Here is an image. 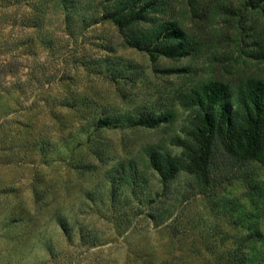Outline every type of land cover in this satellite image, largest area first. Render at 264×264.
<instances>
[{"label": "rangeland", "instance_id": "374dc122", "mask_svg": "<svg viewBox=\"0 0 264 264\" xmlns=\"http://www.w3.org/2000/svg\"><path fill=\"white\" fill-rule=\"evenodd\" d=\"M81 1L101 15V0ZM167 16L200 41L197 54L151 59L109 20L69 36L54 0H0V264H232L249 222L244 184L264 189L263 167L211 199L183 172L167 186L141 175L150 149L181 151L171 143L189 119L181 92L264 77L244 55L264 12L249 0H173ZM124 114L169 115L147 127Z\"/></svg>", "mask_w": 264, "mask_h": 264}, {"label": "trees", "instance_id": "16d2710c", "mask_svg": "<svg viewBox=\"0 0 264 264\" xmlns=\"http://www.w3.org/2000/svg\"><path fill=\"white\" fill-rule=\"evenodd\" d=\"M173 0H101V12H88L81 0H54L57 12L66 24V34L85 31L98 20L112 22L126 46L147 53L151 59L162 56L179 59L200 51V41L175 17H168ZM264 12V0H249ZM264 31L246 43L244 55L264 63ZM189 110L182 137L171 141L180 147L179 154L150 149L142 182L147 170L156 173L167 186L179 172L190 177L198 193L208 199L232 183L236 174L250 164L264 168V77L246 76L228 83L216 79L198 82L179 95ZM169 114L120 118L130 126L155 127ZM120 118L118 120H120ZM117 119H98L99 127ZM127 183L132 175L123 174ZM245 197L251 206L249 222H241L235 247L228 250L232 264H264V189L253 178L245 181Z\"/></svg>", "mask_w": 264, "mask_h": 264}]
</instances>
